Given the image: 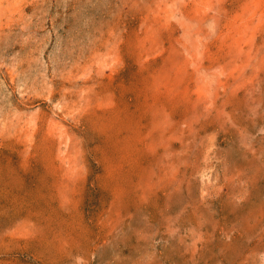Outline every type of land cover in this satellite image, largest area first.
I'll list each match as a JSON object with an SVG mask.
<instances>
[{"label": "rangeland", "instance_id": "rangeland-1", "mask_svg": "<svg viewBox=\"0 0 264 264\" xmlns=\"http://www.w3.org/2000/svg\"><path fill=\"white\" fill-rule=\"evenodd\" d=\"M0 264H264V0H0Z\"/></svg>", "mask_w": 264, "mask_h": 264}]
</instances>
